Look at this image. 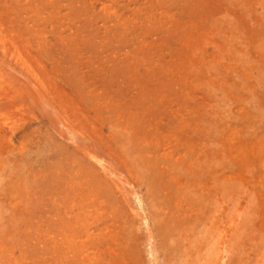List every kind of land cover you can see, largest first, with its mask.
<instances>
[{"label":"rangeland","instance_id":"obj_1","mask_svg":"<svg viewBox=\"0 0 264 264\" xmlns=\"http://www.w3.org/2000/svg\"><path fill=\"white\" fill-rule=\"evenodd\" d=\"M58 263L264 264V0H0V264Z\"/></svg>","mask_w":264,"mask_h":264},{"label":"bare ground","instance_id":"obj_2","mask_svg":"<svg viewBox=\"0 0 264 264\" xmlns=\"http://www.w3.org/2000/svg\"><path fill=\"white\" fill-rule=\"evenodd\" d=\"M64 199H65V198H64ZM64 206H65V205H64ZM70 216H71V215H70ZM54 220H55V219H54ZM54 220H53V221H54ZM56 223H57V222H56ZM64 223H66V222H64ZM147 226H148V225H147ZM73 227H74V226H73ZM58 228H59V227H58ZM78 230H79V229H78ZM170 231H171V230H170ZM168 232H169V231H168ZM169 234H170V233H169ZM169 234H168V235H169ZM55 236H56V235H55ZM91 240H92V239H91ZM89 241H90V240H89ZM56 242H57V241H56ZM63 244H64V243H63ZM87 246H88V245H87ZM66 249H67V248H66ZM96 249H97V248H96ZM91 250H92V249H91ZM70 251H71V250H70ZM100 251H101V250H100ZM98 252H99V251H98ZM98 252H97V253H98ZM87 253H88V252H87ZM75 254H76V253H75ZM77 254H78V252H77ZM90 254H91V253H90ZM94 255H95V254H94ZM104 258H105V257H104ZM60 259H61V258H60ZM69 262H70V261H69ZM58 264H60V263H58Z\"/></svg>","mask_w":264,"mask_h":264}]
</instances>
